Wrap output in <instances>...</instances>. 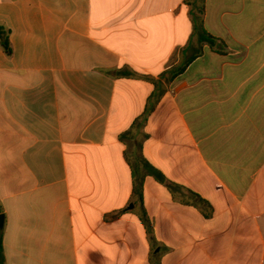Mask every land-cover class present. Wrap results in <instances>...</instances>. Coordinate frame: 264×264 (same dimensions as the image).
<instances>
[{"label": "crops", "instance_id": "crops-1", "mask_svg": "<svg viewBox=\"0 0 264 264\" xmlns=\"http://www.w3.org/2000/svg\"><path fill=\"white\" fill-rule=\"evenodd\" d=\"M0 26L4 264H264V0H0Z\"/></svg>", "mask_w": 264, "mask_h": 264}, {"label": "trees", "instance_id": "trees-1", "mask_svg": "<svg viewBox=\"0 0 264 264\" xmlns=\"http://www.w3.org/2000/svg\"><path fill=\"white\" fill-rule=\"evenodd\" d=\"M200 11H202V10H200ZM201 40L211 42L213 40V38L207 34H203L201 37ZM0 46L2 47V49L6 55H8V56L11 55L12 51H11L10 44H9L8 32L2 26H0ZM139 163H141L143 166H145V168L148 172L153 171L149 166H147L146 162L140 160ZM140 189H141V182L138 181L136 186L134 187V193L138 196L140 195ZM0 264H4L3 235H2L1 229H0Z\"/></svg>", "mask_w": 264, "mask_h": 264}, {"label": "water", "instance_id": "water-1", "mask_svg": "<svg viewBox=\"0 0 264 264\" xmlns=\"http://www.w3.org/2000/svg\"><path fill=\"white\" fill-rule=\"evenodd\" d=\"M3 222H4L3 216L0 215V229H2V227H3Z\"/></svg>", "mask_w": 264, "mask_h": 264}]
</instances>
